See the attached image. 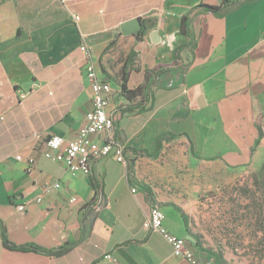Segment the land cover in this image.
Listing matches in <instances>:
<instances>
[{"label": "crops", "instance_id": "crops-1", "mask_svg": "<svg viewBox=\"0 0 264 264\" xmlns=\"http://www.w3.org/2000/svg\"><path fill=\"white\" fill-rule=\"evenodd\" d=\"M225 1L0 0V219L16 246L48 252L73 245L59 255L10 250L0 226V264H190L143 229L155 198L137 182L144 157L132 149L153 152L159 136L172 134L164 146L188 143L207 161L252 170L264 164V139L251 155L264 117V0H229L220 16L197 8ZM186 16L189 35L181 32ZM134 19L143 35L124 36L121 26ZM84 41L112 86L113 137L127 160L101 157L90 176L43 155L51 135L76 139L92 109ZM181 47L182 67L133 101L146 109L123 113L132 103L124 78L129 90L143 87L146 72L174 63ZM107 137L93 140L104 145ZM53 183L61 187L45 192ZM161 208L171 233L195 240L172 205ZM195 251L200 264H213Z\"/></svg>", "mask_w": 264, "mask_h": 264}, {"label": "rangeland", "instance_id": "rangeland-1", "mask_svg": "<svg viewBox=\"0 0 264 264\" xmlns=\"http://www.w3.org/2000/svg\"><path fill=\"white\" fill-rule=\"evenodd\" d=\"M136 167L137 182L160 206L176 204L188 214L200 251L221 254L228 264H264V189L254 183L260 169L204 160L182 141Z\"/></svg>", "mask_w": 264, "mask_h": 264}, {"label": "built area", "instance_id": "built-area-1", "mask_svg": "<svg viewBox=\"0 0 264 264\" xmlns=\"http://www.w3.org/2000/svg\"><path fill=\"white\" fill-rule=\"evenodd\" d=\"M56 1L67 6L74 0ZM74 19L75 21L80 20L79 16H75ZM80 50L85 56L83 68L92 91V109L87 113L86 122L80 128L76 139L66 140L59 135H51L47 140V148L43 155L46 160L63 163L72 175L81 173L90 176L94 163L101 157L113 156L120 163H125L127 160L125 147L116 142L113 137L115 118L109 110L112 86L103 79L86 41L82 43ZM105 133L109 137L105 139L104 145L96 144L93 137ZM60 187L59 183L47 184L44 191L48 193ZM133 192H136V189ZM41 200V198L37 199V201ZM23 209L24 207L21 206L20 210ZM165 217L161 206L158 203L152 204L143 229L148 233L161 235L173 247L176 256L190 264H200L195 251V240L181 238L171 233L164 225Z\"/></svg>", "mask_w": 264, "mask_h": 264}, {"label": "trees", "instance_id": "trees-1", "mask_svg": "<svg viewBox=\"0 0 264 264\" xmlns=\"http://www.w3.org/2000/svg\"><path fill=\"white\" fill-rule=\"evenodd\" d=\"M229 4H230V1L226 0L223 4H221L219 6L201 4L197 8H200L207 13H210V14H213L216 16H220L227 9ZM188 31H189V16H186L182 20L181 32L185 35H189ZM143 33H144V28H142L141 32L138 35L141 37L143 35ZM184 48L185 47H181V48H178L175 50V52H174V60H175L174 63L169 64V65L168 64L159 65L154 70L147 71L146 72V84L143 87L138 88L136 90H129L127 88V77L124 78L123 83H122V92L125 94L127 99L130 100L132 103L130 105L126 106L125 108H121V111L123 113L143 112L146 109L147 103H144L141 101V102H138L136 104H133V101L135 99H137L138 96H142L144 93V90L147 87L151 91L152 87L156 85L157 78L160 75L168 73L172 70H175V69L182 67V65L179 63V61L181 60L179 54ZM133 54L134 53H132V56H133ZM148 101L149 100L147 98V102ZM263 119H264L263 116H259L257 118V126L259 129V138L257 140L256 145L254 146V148L252 150V154H251L252 156H253L254 152L256 151L257 147L259 146V144L261 143L262 139H264V120ZM175 138H176V136H174L172 134H163V135L158 137V139L156 141V149L153 152H149L148 150H138V149H132V151L134 152V154L136 156L148 157V158H152V159L156 160L161 156L162 150L164 148V143L165 142L168 143ZM254 183L257 185L258 190L262 191L264 189V164L260 168L259 172L254 175ZM94 186H95L96 190L99 191V186L97 184H94ZM145 190L148 192V194L150 196H153V194L150 190H148V189H145ZM154 203H157V201L154 200L152 204H154ZM172 206L182 216V218L185 222L188 234L196 240L197 248L200 250V248L202 247L201 242H200V238H199V236H197L196 234H194L192 232V230L190 229V226H189L190 225V217L176 204H173ZM0 226H1V235H2L3 243H4L5 247L10 249V250L28 251V252H37V253L39 252V253L47 254V255H59V254L65 253L66 251H68L69 249H71L73 247V245L66 244L58 250L46 252V251H41L32 245L16 246L10 242L6 225L4 224V222L1 219H0ZM206 252H208V254L211 256V260H212L213 264H228L227 260L224 258L223 255L215 254V253L209 252V251H206Z\"/></svg>", "mask_w": 264, "mask_h": 264}, {"label": "water", "instance_id": "water-1", "mask_svg": "<svg viewBox=\"0 0 264 264\" xmlns=\"http://www.w3.org/2000/svg\"><path fill=\"white\" fill-rule=\"evenodd\" d=\"M142 30V23L140 19H134L129 22L124 23L121 26V32L124 36H130V35H135L139 34ZM204 98H201L199 100V104L201 106L204 105L203 103Z\"/></svg>", "mask_w": 264, "mask_h": 264}]
</instances>
